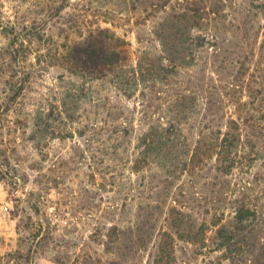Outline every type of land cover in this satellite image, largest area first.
Instances as JSON below:
<instances>
[{
	"label": "rangeland",
	"instance_id": "1",
	"mask_svg": "<svg viewBox=\"0 0 264 264\" xmlns=\"http://www.w3.org/2000/svg\"><path fill=\"white\" fill-rule=\"evenodd\" d=\"M0 264H264V0H0Z\"/></svg>",
	"mask_w": 264,
	"mask_h": 264
},
{
	"label": "trees",
	"instance_id": "2",
	"mask_svg": "<svg viewBox=\"0 0 264 264\" xmlns=\"http://www.w3.org/2000/svg\"><path fill=\"white\" fill-rule=\"evenodd\" d=\"M105 33V30L100 29L97 34H92L84 45V49L87 51L83 54L79 53L77 56L71 55V59L78 69L87 71V69L97 67V71L100 72L106 67L109 68L119 63L120 53L110 50Z\"/></svg>",
	"mask_w": 264,
	"mask_h": 264
}]
</instances>
